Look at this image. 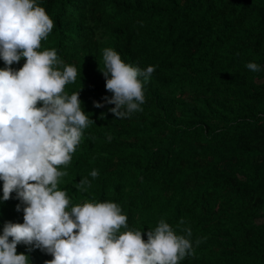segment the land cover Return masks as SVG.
<instances>
[{
	"label": "trees",
	"instance_id": "trees-1",
	"mask_svg": "<svg viewBox=\"0 0 264 264\" xmlns=\"http://www.w3.org/2000/svg\"><path fill=\"white\" fill-rule=\"evenodd\" d=\"M38 3L54 21L42 47L80 69L66 91L80 90L95 122L61 178L71 203L116 201L128 226L145 233L162 218L178 233L190 226L194 252L179 264H264V0ZM105 47L155 66L142 110L129 117L107 111L114 103L94 106L112 95L99 70ZM85 176L92 185L81 191ZM17 203L14 194L0 201V231L6 220L22 222ZM28 254L32 264L52 258Z\"/></svg>",
	"mask_w": 264,
	"mask_h": 264
},
{
	"label": "clouds",
	"instance_id": "clouds-1",
	"mask_svg": "<svg viewBox=\"0 0 264 264\" xmlns=\"http://www.w3.org/2000/svg\"><path fill=\"white\" fill-rule=\"evenodd\" d=\"M53 27L38 0H0V201L14 194L16 210L23 212L22 222L3 223L0 264H32L28 253L35 249L51 255L44 264H179L194 252L190 226L178 233L162 218L145 233L128 226L118 202L73 204L59 186L85 129L95 122L84 110L80 90L66 91L80 69L55 47H42ZM102 51L99 70L112 95L94 106L114 103L107 111L118 118L141 111L144 84L155 66L125 62L112 47ZM22 59L21 67H12ZM246 67L255 72L262 66L249 61ZM89 175L95 178L99 170ZM91 185L88 176L78 183L81 191ZM20 244L26 252H17Z\"/></svg>",
	"mask_w": 264,
	"mask_h": 264
}]
</instances>
